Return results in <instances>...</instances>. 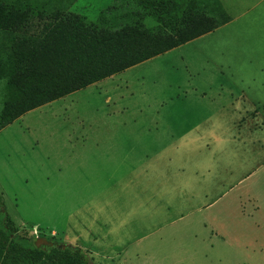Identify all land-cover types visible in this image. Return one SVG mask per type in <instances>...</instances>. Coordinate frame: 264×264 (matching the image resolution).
Returning <instances> with one entry per match:
<instances>
[{"label": "rangeland", "instance_id": "obj_1", "mask_svg": "<svg viewBox=\"0 0 264 264\" xmlns=\"http://www.w3.org/2000/svg\"><path fill=\"white\" fill-rule=\"evenodd\" d=\"M228 10L232 24L0 128V222L89 264H264V0Z\"/></svg>", "mask_w": 264, "mask_h": 264}, {"label": "trees", "instance_id": "obj_2", "mask_svg": "<svg viewBox=\"0 0 264 264\" xmlns=\"http://www.w3.org/2000/svg\"><path fill=\"white\" fill-rule=\"evenodd\" d=\"M74 2L0 0L1 129L231 22L220 0L186 1L177 19L156 18L158 23L148 18L161 0H120L95 20L71 12ZM12 224L9 217L0 222V264H89L82 249L38 248Z\"/></svg>", "mask_w": 264, "mask_h": 264}, {"label": "water", "instance_id": "obj_3", "mask_svg": "<svg viewBox=\"0 0 264 264\" xmlns=\"http://www.w3.org/2000/svg\"><path fill=\"white\" fill-rule=\"evenodd\" d=\"M36 246L38 248H41L42 246H50L54 247L55 245L53 243H50L47 239H37ZM68 246H64L63 248L66 249ZM61 248V247H58Z\"/></svg>", "mask_w": 264, "mask_h": 264}, {"label": "crops", "instance_id": "obj_4", "mask_svg": "<svg viewBox=\"0 0 264 264\" xmlns=\"http://www.w3.org/2000/svg\"><path fill=\"white\" fill-rule=\"evenodd\" d=\"M220 2L222 3V5H223V7L225 8L226 12L228 13V15L230 16V18L232 19L230 23H228L227 25H225V26H228V25L232 24L233 21H234V15H230V14H229V10L227 11V9H228L229 6H230V0H221ZM228 5H229V6H228ZM226 7H228V8L226 9ZM225 26H223V27H225ZM223 27H222V28H223Z\"/></svg>", "mask_w": 264, "mask_h": 264}]
</instances>
